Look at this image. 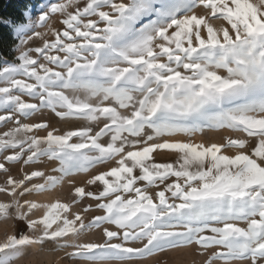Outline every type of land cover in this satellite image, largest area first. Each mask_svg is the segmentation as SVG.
<instances>
[{
    "label": "snow or ice",
    "instance_id": "obj_1",
    "mask_svg": "<svg viewBox=\"0 0 264 264\" xmlns=\"http://www.w3.org/2000/svg\"><path fill=\"white\" fill-rule=\"evenodd\" d=\"M41 11L45 32L28 9L0 20L19 38L18 56L0 61V126L14 125L0 133V225L12 228L0 264L45 250L139 264L192 246L201 264H264V0H57ZM45 110L79 126L25 122ZM206 130L230 134L191 139ZM45 161L52 174L33 168ZM65 183L69 201L54 196ZM92 211L102 214L86 220ZM94 230L102 242L81 241Z\"/></svg>",
    "mask_w": 264,
    "mask_h": 264
},
{
    "label": "rangeland",
    "instance_id": "obj_2",
    "mask_svg": "<svg viewBox=\"0 0 264 264\" xmlns=\"http://www.w3.org/2000/svg\"><path fill=\"white\" fill-rule=\"evenodd\" d=\"M22 2V7H24L25 9L31 10L32 12V18L34 20V24H35V31H40V32H45L46 29L39 27V25L36 23L39 15L42 14V11L40 10V4L43 3V0H28V2L21 0ZM53 2H57V0H50L48 4L53 3ZM24 12V11H23ZM23 19V17H22ZM12 20V19H9ZM12 21H18L17 20H12ZM58 18H54L53 24L55 27H62L61 24H59L58 22ZM10 29V28H9ZM10 32L12 34L13 39L17 42L16 45L19 44V38L15 36L14 32L10 29ZM31 35H34V33H32ZM46 38H51L46 37ZM42 44V41L40 39H33V41L30 42L31 47H36V46H40ZM16 45L13 47L11 53H12V57L14 60L17 56H18V52L15 51ZM9 60V59H8ZM9 60V61H12ZM25 100H28L29 102H34L31 101L29 97L25 96L24 97ZM0 114H4L3 112H0ZM41 121H47L49 122L50 125H54L57 128H60L61 131L66 130L69 127H76L79 126L80 122H73L71 125L68 124H64L63 122H60L58 120V118H56L54 116L53 113H51L50 111H43L42 113H38L36 116H34L32 118V120L29 121H25V122H29V123H34V122H41ZM14 125L12 123H8L6 125L0 126V133H2L3 131L7 130V128H11ZM39 135H44L45 133L43 131H40L39 133H37ZM226 134H230L227 133L225 131H221V132H211V131H207L201 135V134H197L195 137H192L191 139L195 140L196 142H200V141H204V142H219L222 138L223 135ZM176 157L175 155H170L167 153H163V154H158L156 155V159L157 161H172L174 160ZM53 166H56L54 163L52 162H47L45 161L42 164L33 166V168L36 169H41L44 170L46 172V174H52L51 173V168ZM108 166H99L97 169H94L91 173L88 174H84L81 173L75 177H73L72 179L75 181V183L77 185H80L82 183H84L88 178H90L91 175L95 174L96 172L103 170L104 168H106ZM33 168H29L26 167L24 169V171H32ZM20 169V165H15L12 168V172L13 174L17 177L20 178L21 177V173L19 171ZM5 180V176L3 174H0V183H3ZM34 182H42L40 180L34 181ZM71 185L68 183H65V185L63 186V188L61 190H58L54 196L58 197L64 201H69L71 199ZM93 188V190H95V186H91ZM29 199H38L41 200L42 202L44 201L43 198L44 197H37V196H31V197H26ZM9 197L0 194V200H8ZM52 199L51 197L47 198V200ZM87 203H95L94 201H85L80 207L85 206ZM76 210V209H74ZM40 213H37V215H39ZM98 214H102L101 212L98 211H92L90 213H88L86 215V220L90 219L91 216L93 215H98ZM243 226V225H241ZM114 228V226H111ZM5 230L11 232L12 228L11 225L8 226H3L0 225V240H3L4 238V232ZM104 239L103 234H102V230H94L91 233H88L86 235H84L81 238L82 242H102ZM204 259L203 256H200L199 254L196 253L195 250V246H192L191 248H186V249H178V250H168L164 253H157L155 257H147L145 258L143 261L139 262V264H157V261L159 262V264H201L202 260ZM29 260L31 261V264H84V262L78 261V260H68L66 257H64L63 252L61 251H57V252H49L47 250H45L43 253L34 255L32 257L29 258ZM244 264H248L247 261L244 262Z\"/></svg>",
    "mask_w": 264,
    "mask_h": 264
},
{
    "label": "trees",
    "instance_id": "obj_3",
    "mask_svg": "<svg viewBox=\"0 0 264 264\" xmlns=\"http://www.w3.org/2000/svg\"><path fill=\"white\" fill-rule=\"evenodd\" d=\"M28 2V0H24ZM25 10L21 0H0V20H21V13ZM7 25L0 24V61L4 58L12 60V49L16 45Z\"/></svg>",
    "mask_w": 264,
    "mask_h": 264
},
{
    "label": "bare ground",
    "instance_id": "obj_4",
    "mask_svg": "<svg viewBox=\"0 0 264 264\" xmlns=\"http://www.w3.org/2000/svg\"><path fill=\"white\" fill-rule=\"evenodd\" d=\"M49 1L50 0H43V3L42 4H40V10L45 6V5H48V3H49ZM30 12H31V10H29ZM31 19H32V21H33V28L35 29V24H34V20H33V18H32V12H31ZM33 32H29L28 34L29 35H31ZM15 34V33H14ZM16 36V35H15ZM17 37V36H16ZM3 60H7V61H9L7 58H4ZM43 202H47L48 200H47V198H43Z\"/></svg>",
    "mask_w": 264,
    "mask_h": 264
}]
</instances>
